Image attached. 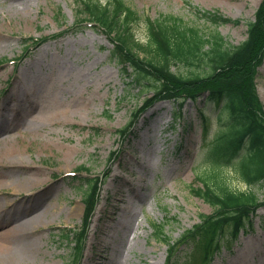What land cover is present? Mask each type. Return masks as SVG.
<instances>
[{
	"label": "rangeland",
	"instance_id": "374dc122",
	"mask_svg": "<svg viewBox=\"0 0 264 264\" xmlns=\"http://www.w3.org/2000/svg\"><path fill=\"white\" fill-rule=\"evenodd\" d=\"M79 1L0 0V103L14 100L18 105L15 120L8 117L4 128L10 131L15 124L26 123L23 131L15 132L13 142L23 154L19 161L39 168L0 167V175L7 178L37 181L25 188L0 184L1 206L20 201L28 189L37 195L33 202L7 207L5 218L18 217L39 203L48 208L45 219L25 233V240L10 236L19 255L13 264H71L72 244L61 226L75 230L81 225L82 190L75 180L66 177L54 182L53 176L76 171L78 166L101 175L110 153L120 146L117 130L126 125L144 97L151 95L138 91L122 74L110 54L112 45L99 28L88 23L75 25L83 18ZM122 1L138 17L132 32L140 44L146 42V19L171 16L206 33L218 31L227 43L237 45L246 38V22L253 19L262 0ZM204 11L239 22L212 25L201 15ZM62 29H67L62 37L45 42L15 66L8 63L20 56L23 42L29 38ZM173 70L186 74L190 67L174 64ZM255 84L264 108V62ZM204 97L195 104L187 101L179 118L176 106L160 103L135 126L100 188L80 264H164L166 246L153 239L150 222H163L166 235L173 239L197 223L199 214L211 212L188 191L204 146L201 111L209 116V137L216 128L217 107L209 101L204 105ZM22 113L28 115L22 117ZM231 185L264 198V186L248 188L236 179ZM169 217L175 220L167 221ZM252 224L222 247L211 264H264V208L257 211ZM5 228H0V234ZM22 244L27 250L23 255ZM190 248H184L176 264H184Z\"/></svg>",
	"mask_w": 264,
	"mask_h": 264
},
{
	"label": "trees",
	"instance_id": "16d2710c",
	"mask_svg": "<svg viewBox=\"0 0 264 264\" xmlns=\"http://www.w3.org/2000/svg\"><path fill=\"white\" fill-rule=\"evenodd\" d=\"M82 6L84 14L109 35L114 45L112 54L130 66L131 82L152 89L151 98H145L142 108L132 112L129 126L144 107L157 99H195L208 91L209 99L223 102L219 115L222 125L208 141L198 173L201 187L191 188L212 208V213L201 214L200 224L185 231L173 244L164 236L162 225H154L157 239L168 245L167 264L174 249L189 239L195 241L201 264H206L226 234L236 237L249 214L264 204V199L260 200L253 191L237 190L230 185L233 176L247 186H264V110L254 83L256 68L264 57V0L254 20L247 24L246 39L235 46L217 31L206 33L174 17L148 21L146 42L140 44L132 32L136 16L120 0L112 6L89 0ZM209 19L214 25L228 21L217 14H209ZM174 64H183L190 70L186 74L176 73L172 70ZM123 71L126 72L125 68ZM97 183L88 181L84 199L87 216L94 205ZM86 225L87 221L76 234L75 263L82 251Z\"/></svg>",
	"mask_w": 264,
	"mask_h": 264
},
{
	"label": "bare ground",
	"instance_id": "6f19581e",
	"mask_svg": "<svg viewBox=\"0 0 264 264\" xmlns=\"http://www.w3.org/2000/svg\"><path fill=\"white\" fill-rule=\"evenodd\" d=\"M0 167H8L9 169H21V168H27L25 164L21 163L19 160L23 159V154L19 152L17 146L14 141L15 139V132H17L19 129H21L26 123L21 126L19 124H15L13 129L8 131L6 128H4V125L6 124V121L8 117H11V122L15 120V116L17 114L18 105L15 103L14 100L11 101H5L0 103ZM155 110V108H152L149 110V112L145 113V116L152 113ZM4 111V112H2ZM28 114L24 113L22 116H27ZM24 171V172H29ZM0 177H4V180L0 181V184H9L16 187H27L28 185H34L37 181L33 178H24V179H18L13 178L5 175H0ZM25 193H30L32 191L26 189ZM19 192V191H15ZM36 196L32 194L30 198H22L19 203H13L10 207L18 208L22 207L26 204L30 205V203L34 200ZM4 204V201L0 200V228H4L3 232L0 234V262L2 261L3 264H13L16 259H18L19 255L16 254L15 245L12 240H10L11 235H18L20 239L25 240V233L29 231L30 229H34L36 225L41 220H44L47 213L48 208L47 205L44 203H40L39 205L31 206L25 211L21 212L18 217L15 219H7L5 218V215H7L8 210L7 206L5 208H2L1 205ZM44 205V206H43ZM10 209V210H11ZM3 211V212H1ZM4 215V216H3ZM4 217V218H3ZM20 254L23 255L27 252L26 246L22 244V247L20 248ZM29 251V250H28Z\"/></svg>",
	"mask_w": 264,
	"mask_h": 264
}]
</instances>
